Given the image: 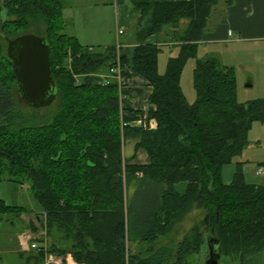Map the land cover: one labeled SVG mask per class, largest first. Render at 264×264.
Wrapping results in <instances>:
<instances>
[{
  "label": "trees",
  "instance_id": "trees-1",
  "mask_svg": "<svg viewBox=\"0 0 264 264\" xmlns=\"http://www.w3.org/2000/svg\"><path fill=\"white\" fill-rule=\"evenodd\" d=\"M220 1L231 0L136 4L127 42L104 48L82 47L66 32L64 0L0 1V40L43 38L55 84L48 108L29 109L15 93L0 44V183L28 188L44 232L35 239L37 249L17 254L24 264H42L47 254L68 255L76 264H189L186 257L198 252L212 229L220 257L230 263L242 264L264 249V179L244 182L236 161L229 182L222 178L223 167L246 146L251 125L264 122V98L238 103L233 69L211 55L197 57ZM150 36L156 44L147 42ZM162 47L177 53L160 73ZM188 59L194 60L190 103L179 85ZM112 68L131 70L151 88V108L137 124H120ZM127 140L134 141L130 158L122 155ZM139 149L144 165L131 163ZM258 166L263 172L264 163ZM146 184L153 192L135 226L132 202ZM24 212L0 199V215ZM185 220L190 223L163 252V262L140 258L127 247L134 239L155 242ZM29 227L37 229L33 222Z\"/></svg>",
  "mask_w": 264,
  "mask_h": 264
},
{
  "label": "rangeland",
  "instance_id": "rangeland-1",
  "mask_svg": "<svg viewBox=\"0 0 264 264\" xmlns=\"http://www.w3.org/2000/svg\"><path fill=\"white\" fill-rule=\"evenodd\" d=\"M234 1L235 0H231L230 5H232ZM76 4L77 9L74 28H76L77 34L80 35V33L82 32L87 33L86 28L82 29V27L85 25L82 20L85 19L86 11L84 9V5H81L80 3ZM227 5L228 4L224 3L223 1H220L218 3L217 8L219 10V16L217 18L215 15H213L212 21H214V23H210L209 26H212L213 24L216 25L224 18L225 9ZM85 6L87 7L86 3ZM93 9L95 10V7L92 8L91 13L95 12ZM111 20L112 18L110 17V19L104 18L103 20L101 19L99 22L96 21V24L98 23L101 25L102 23H104L107 25L105 28L97 30L99 32V38H103L101 39V44H98L99 42H94L91 40L89 44H84L86 42L82 41L83 43H80L81 46L89 48H104L113 45L115 41L113 25L114 22ZM86 25L84 27H86ZM163 30L165 32L169 31V29L167 30L166 28ZM69 31L71 30H66L67 33H69ZM128 39L125 35L122 39V42H127ZM0 44L2 45V47H4V43L1 40ZM221 46L223 47L215 46L211 48L208 45L207 48H211V56L215 57L222 65L231 67L233 69L235 77L236 101L238 103H245L247 101L264 98V45L258 43H238L224 44ZM176 53V49H168L166 47H162L157 56V66L160 63H162V66H165L167 58H169L170 56H175ZM198 58H200V54ZM193 66L194 60L188 59L183 65L179 77V85L181 92L188 103L194 100V92L192 88ZM160 71V73H162L163 69ZM98 76L101 78L104 77L103 74H99ZM247 84H249L250 87H246ZM139 154L138 157H140ZM139 159L140 158H137L136 160L138 161ZM234 161L240 163V170L244 182L259 183L262 179H264V174H262L261 176H255V170L259 167L258 164L264 163V122H255L251 125L246 135V146L243 148L240 156L237 159L233 160L231 165L223 167V180L229 182L233 171ZM131 185L132 182H130L129 185L125 184L124 194L126 197V202H128L130 199L132 191V189L130 188ZM152 192V186L146 184L140 187L137 192V195L135 196V199H133L131 207V216L133 218L135 226H137L138 218L142 216V214L140 215V211L144 210L143 207L147 205L148 199L151 196ZM0 199L5 204L17 205L19 207L24 208L25 210V212L22 214L15 213L0 215V264H22L23 259L17 256V254L20 253L18 251L17 239L20 237L21 234H26L29 236L33 235L37 238L44 234V232L40 230L38 228V225L36 224L41 218L38 217L36 218L37 220H35V217L39 215L41 209L38 204L32 199L31 193L25 185L19 186L11 182H1ZM129 206L131 205L129 204ZM24 216L31 217L32 222L37 228L35 231H27L23 229L24 222L26 220ZM198 216L199 215H196L195 217H188L187 220H190L191 222V220L198 219ZM190 222H187L186 220L182 222L179 221L178 223L174 224L171 228H169V230L166 231L164 236L159 237L155 242L134 239L127 244V247H129L132 252H139L136 254H139L140 258L149 260L151 262H163V252L172 248L171 243L175 245L180 241L183 233L187 228V225ZM135 236L137 237V235ZM48 240L49 239H47V241ZM206 251L207 244L206 239L204 237L203 244H201L198 252L187 256L186 261L189 262V264H204L203 262L204 257L206 255ZM219 264L235 263H230L226 259L220 257Z\"/></svg>",
  "mask_w": 264,
  "mask_h": 264
},
{
  "label": "crops",
  "instance_id": "crops-1",
  "mask_svg": "<svg viewBox=\"0 0 264 264\" xmlns=\"http://www.w3.org/2000/svg\"><path fill=\"white\" fill-rule=\"evenodd\" d=\"M65 6L61 12V17L64 22L65 30H71L68 34L72 35L77 42L89 44L92 41L102 43L103 38H99L98 29L105 28L107 25L102 23L96 24L104 18H112L114 25V44L122 42L123 37L130 29L135 13L133 6L136 4L146 3L149 0H64ZM157 2H182L186 0H154ZM84 5L86 11L85 19L83 23L86 27L87 33L82 32L77 34L75 24V16L77 4ZM87 4V7L85 6ZM76 4V5H75ZM95 7V12L91 13L92 8ZM85 20V21H84ZM72 28V29H71ZM121 31L118 35L117 32ZM229 33V34H228ZM162 35L157 39H162ZM155 36H150L147 42L150 44H156L158 41ZM90 40V41H89ZM83 41V42H82ZM89 41V42H87ZM111 41V39H110ZM106 41V42H110ZM160 42L162 40H159ZM101 42V43H100ZM123 43H126L123 42ZM238 43H258L264 45V0H235L232 5H228L225 9L224 18L216 25L209 26V29L201 36L197 54L200 58L211 55V48L223 47L224 44H238ZM81 45V44H80ZM211 48L208 49L207 46ZM109 46V47H110ZM199 51V52H198ZM202 52V53H200ZM209 54V55H208ZM164 69L162 63L158 64V70ZM114 81L117 84V94L119 102V121L122 126H131L137 124L144 117L148 108H151L147 103L148 96L151 92V88L147 85L146 81L140 76L134 74L129 69H120L117 71L114 77ZM250 84V83H249ZM247 84L246 87H250ZM133 140H127L122 148V155L125 158H130L133 154ZM140 153V154H139ZM138 154L140 157H138ZM137 158H140L138 161ZM146 155L142 150H137L134 153V158L131 163L136 165H144L146 163ZM264 174V170L261 175ZM260 175V176H261ZM225 183L228 181L224 180ZM131 188V187H130ZM25 217L24 230L31 231L29 223L32 222L31 217ZM28 218V220H27ZM35 217V220H37ZM22 235V234H21ZM18 241V251L27 255L31 251H21ZM22 258V257H21ZM68 264V260H65ZM24 264V263H22ZM242 264H264V249L255 253L244 260Z\"/></svg>",
  "mask_w": 264,
  "mask_h": 264
},
{
  "label": "water",
  "instance_id": "water-1",
  "mask_svg": "<svg viewBox=\"0 0 264 264\" xmlns=\"http://www.w3.org/2000/svg\"><path fill=\"white\" fill-rule=\"evenodd\" d=\"M5 56L19 100L33 109L48 107L55 98V84L49 70L46 41L33 34L19 35L6 41ZM205 239L207 251L203 263L219 264V241L214 238V229L208 232Z\"/></svg>",
  "mask_w": 264,
  "mask_h": 264
},
{
  "label": "built area",
  "instance_id": "built-area-1",
  "mask_svg": "<svg viewBox=\"0 0 264 264\" xmlns=\"http://www.w3.org/2000/svg\"><path fill=\"white\" fill-rule=\"evenodd\" d=\"M117 34L120 35L121 31H118ZM116 45H117L116 47H118V43ZM117 71L118 70L116 68L115 69H113V68L109 69V74L114 75L117 73ZM261 172H262V168H257L255 170V175H259ZM36 238L37 237L33 236V235L32 236H29L26 234L20 235V237H19L20 250L27 252V251L37 249V244L35 242ZM66 259L68 260V264H76L71 260V258L68 255H66L64 257H58V256H54L52 254L45 255L42 264H66L65 263Z\"/></svg>",
  "mask_w": 264,
  "mask_h": 264
},
{
  "label": "flooded vegetation",
  "instance_id": "flooded-vegetation-1",
  "mask_svg": "<svg viewBox=\"0 0 264 264\" xmlns=\"http://www.w3.org/2000/svg\"><path fill=\"white\" fill-rule=\"evenodd\" d=\"M7 40H10V39L3 38V42H4V44H5V47H6V41H7Z\"/></svg>",
  "mask_w": 264,
  "mask_h": 264
}]
</instances>
